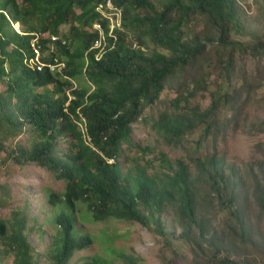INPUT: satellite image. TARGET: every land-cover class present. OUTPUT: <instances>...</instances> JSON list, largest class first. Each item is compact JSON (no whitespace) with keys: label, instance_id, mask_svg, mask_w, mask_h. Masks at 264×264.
<instances>
[{"label":"trees","instance_id":"trees-1","mask_svg":"<svg viewBox=\"0 0 264 264\" xmlns=\"http://www.w3.org/2000/svg\"><path fill=\"white\" fill-rule=\"evenodd\" d=\"M102 1L22 0L18 5L15 0H0V83L7 82L6 89L0 91V129L6 127L4 137L11 135L17 142L12 151L13 161L20 166L34 163L55 173L57 179L69 181V193L63 202L74 208L75 201H88L94 221L112 217L148 226L154 220L162 232L159 215L166 207H177L182 221L185 218L202 237L210 236L205 233L204 222L196 215L188 184L189 174L183 163L177 165V171L167 176V181L159 188L152 177L144 173L133 176L135 183L132 184L122 176L119 158L122 145L129 140L132 124L138 121L144 103L154 104L167 80L195 59L204 46L217 43L223 49L229 48L224 69L230 74L234 71L238 45L231 39V31L241 25L239 0H189V4L184 0H163L162 10L156 7L157 0H115L123 10L122 26L114 31L116 41L114 37L109 38V45L114 42L115 47L108 46L97 59L98 49L91 50L90 47L98 33L85 28L102 22L100 12L95 9ZM195 14L204 15L212 30L210 35L197 36L196 45H192L185 39L182 26L187 17ZM16 23L25 28L23 35L12 30V24ZM66 23L70 24V31L68 36L64 35L65 44L50 38L40 40L43 51L52 47L43 61L57 63L54 62L57 58L64 67L59 71H50L48 67L36 70L30 65L33 57L30 45L34 39L30 34L48 32L54 36ZM103 26L108 34L107 23L103 22ZM131 34L135 42L130 41ZM147 37L169 53L147 54L142 48ZM251 49L254 58L264 56V42L259 40ZM84 77L91 86H72ZM69 84L72 98L65 95L53 99L45 92H36L49 85L65 92V86ZM200 84L197 83L199 90ZM236 92L239 95V90ZM237 94L228 100L232 101ZM216 97L213 108L206 112L195 108L190 113L170 118L164 114L157 124L159 134L169 142H176L202 125L207 126L206 133L210 134L215 125L209 121L212 112L221 110ZM24 130L28 132L27 147L17 138ZM66 132L75 139L72 149L76 151L62 161L56 154L57 140ZM208 163L209 169H206V165L199 162L202 175L213 191L222 195L220 199L230 194L227 202L234 209L231 214L237 222V228L233 230L242 240H250V227L239 206L240 197L235 187L238 185L227 180L225 173L213 162ZM261 172L253 177V194L264 213V172ZM50 201L55 205L61 200L51 194ZM57 223L61 228V244H56L50 264H68L75 252L89 245L90 238L75 237L72 214L61 213ZM24 231V220L0 221L5 254L13 255L15 264H36L34 249ZM211 237L214 243L221 245L216 235ZM217 250L221 248L217 246ZM120 259L123 264H140L133 255L121 254ZM219 262L239 264L226 256ZM81 264L105 263L92 258Z\"/></svg>","mask_w":264,"mask_h":264},{"label":"rangeland","instance_id":"rangeland-1","mask_svg":"<svg viewBox=\"0 0 264 264\" xmlns=\"http://www.w3.org/2000/svg\"><path fill=\"white\" fill-rule=\"evenodd\" d=\"M15 2L21 5L22 0ZM164 2L157 0L156 7L162 10ZM184 2L190 3L189 0ZM239 4L241 25L231 31V39L238 45L234 71L230 74L224 69L229 48L223 49L217 43L204 46L195 59L167 80L154 104L144 103L138 121L132 124L129 140L122 145L119 158L124 178L134 184L133 176L144 173L152 177L159 188L167 181V176L177 171V165L183 163L189 174L188 184L196 215L204 222L205 233L210 236L206 234L205 238L202 237L184 216L182 221L177 207H166L159 215L162 232L154 220L148 226L112 217L94 221L88 201L77 200L74 208L63 202L69 193V181L57 179L55 173L34 163L20 166L13 161L12 151L17 142L11 135L4 137L7 129L3 127L0 129V221H25L24 234L34 249L36 264H50L56 244H61V228L57 223L61 213L73 215L75 237L90 238L89 245L75 252L68 264H81L92 258L105 264H123L121 254L133 255L140 264H221L219 260L225 256L239 264H264V213L260 211L253 194V177L264 172V56L254 58L251 54L254 44L259 40L264 42V0H239ZM75 10L79 12L78 7ZM103 22L110 25L107 20ZM93 25L85 29L97 32L99 36L100 32ZM11 28L24 34V27L12 24ZM182 29L185 39L196 45L197 36L210 35L212 26L204 15L195 14L186 18ZM69 31L70 24L66 23L54 36L65 44L64 35L68 36ZM30 35L36 37L43 61L52 47L43 51L40 40L51 36L48 32ZM130 41H136L133 34ZM142 48L147 54L158 51L169 53L148 37ZM54 60L58 62L57 58ZM83 79L85 77L76 80L72 86H91ZM198 82L201 83L200 90L197 89ZM6 86L4 80L0 83V91H4ZM70 89V84L65 86V92L49 85L36 92H45L53 99L65 95L72 98ZM235 94L238 96L229 101L228 98ZM215 95L221 110L212 112L209 121L215 125L210 134L207 135L205 125L176 142H169L159 134L157 124L164 114L170 118L190 113L195 108L206 112L213 108ZM80 127L83 128L84 124ZM17 138L28 146L27 131L24 130ZM74 142L69 132L58 138L56 154L62 161L67 160L68 154L75 153L76 150L72 149ZM210 161L225 173L227 180L238 185L235 187L240 197L239 206L250 227V240H242L233 230L237 228V222L231 214L234 209L227 202L230 194L220 199L222 195L213 191L202 175L199 162L209 169ZM51 194L59 196L61 201L53 205ZM215 235L221 245L212 241L211 236ZM2 243L0 237V264H15V257L5 254ZM217 246L221 250L216 251Z\"/></svg>","mask_w":264,"mask_h":264},{"label":"built area","instance_id":"built-area-1","mask_svg":"<svg viewBox=\"0 0 264 264\" xmlns=\"http://www.w3.org/2000/svg\"><path fill=\"white\" fill-rule=\"evenodd\" d=\"M97 12L101 14V21H97L94 23V29L99 31V36L94 40L92 46L90 47L91 50L98 49L96 53V58L99 59L102 56V53L108 48V46L112 49L114 48V42L110 44V37H114V41L117 40V35L115 34L116 28H121L122 26V18H123V10L122 7L115 3V0H103L95 7ZM103 20L109 21L110 25L108 24V34L105 31L103 26ZM118 24V26L114 27L113 25ZM21 34L20 31H17ZM51 40H56V36H51ZM36 37L31 41V50L33 52V57L30 60V65L35 67L36 70H41L43 67H48L50 71H59L61 67H64V63L57 62V63H45L42 61V53L40 50V46L36 44Z\"/></svg>","mask_w":264,"mask_h":264},{"label":"bare ground","instance_id":"bare-ground-1","mask_svg":"<svg viewBox=\"0 0 264 264\" xmlns=\"http://www.w3.org/2000/svg\"><path fill=\"white\" fill-rule=\"evenodd\" d=\"M15 25H17V26L19 27V25H18L17 23H16V24H14V26H15Z\"/></svg>","mask_w":264,"mask_h":264}]
</instances>
